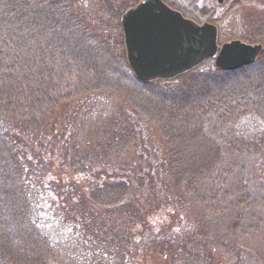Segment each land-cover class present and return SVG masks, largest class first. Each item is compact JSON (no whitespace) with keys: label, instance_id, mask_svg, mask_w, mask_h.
<instances>
[{"label":"trees","instance_id":"1","mask_svg":"<svg viewBox=\"0 0 264 264\" xmlns=\"http://www.w3.org/2000/svg\"><path fill=\"white\" fill-rule=\"evenodd\" d=\"M138 1L120 0L116 14ZM163 1L200 19L178 0ZM50 2L40 9L30 6L34 0H0V264H55L59 251L46 231V222L55 220L95 233L102 249L96 264H105L104 251L116 255L113 264H264L237 242L244 212L260 200L249 195L247 182L240 181L238 191L228 182L232 156L264 155V116L259 108L249 111L251 101L264 98V49L238 69L213 63L143 81L125 50L121 54L115 42L91 30L73 0ZM252 25V39L264 35V22ZM161 80L163 88L155 83ZM10 81L21 91L8 89ZM107 92L132 104L90 129L86 139L74 140L77 108L90 94ZM249 120L255 131L242 133ZM149 122L162 134L167 154L129 155ZM55 158V168L66 165L73 174L69 195L59 187L68 172L51 175ZM119 165L128 168L124 176L117 174ZM94 172L100 183H90ZM83 179L91 188L78 194ZM52 192L61 199L62 215H51L42 203ZM236 206L232 223L209 234L191 215L193 208L201 220L215 218Z\"/></svg>","mask_w":264,"mask_h":264},{"label":"rangeland","instance_id":"2","mask_svg":"<svg viewBox=\"0 0 264 264\" xmlns=\"http://www.w3.org/2000/svg\"><path fill=\"white\" fill-rule=\"evenodd\" d=\"M73 1L81 8V15L82 17H85L84 19L90 24V29L98 33L100 32L101 37L104 36L115 42L117 47L120 48L121 54H123L125 46L122 28L119 23L121 14H116L117 6L120 3V0ZM178 2H181L182 7H184L186 12L190 14H199L200 19L198 22L206 20L214 23L217 26V41L219 45L224 41H228L233 38H240L251 43L259 42L263 46L262 50L264 49V35H260L259 37L252 39L253 37L251 36L254 34L250 32L251 23L253 24L252 26L255 25L257 27L258 24L261 26V24L264 22V0H178ZM193 14L191 15L194 16L195 14ZM124 58L122 57L123 63L126 62V59ZM210 64H213L212 59H209L205 63L201 64V67L206 68L209 67ZM228 78H230V76ZM155 83L157 87L163 88L165 87L166 82L161 80L156 81ZM231 84L232 83H230V85ZM124 97L125 96L117 92H107L105 95L90 94L87 97L88 99L85 100L87 102L85 105H83V107H76L78 113L77 117L73 118V124L77 125L76 128L79 131L76 132L77 137L75 136L74 140L86 139L90 129L95 132L97 129L94 127H99L98 125L105 123L108 120L109 115H113L115 111H123L119 109L122 108V105H124L123 108L125 110H128L127 106H129V104L131 105L132 103L126 101ZM213 117V120H216V115H213ZM223 117L225 119V116ZM241 119L243 118H240L239 120ZM70 126L71 125H69V128ZM255 127V123L249 120L244 126L241 127V131L243 133V128H245L246 130H250V134H253ZM235 131L237 132V129H235ZM84 134L86 136H84ZM142 139L143 140L140 141L131 152L129 151L130 153H126H129V155L132 153H142L143 155H146L147 152L156 150L160 157H163L164 154H167V149L162 138V134L151 122L148 123ZM252 141L256 142L253 139ZM152 142H157L154 144V147H152ZM194 142L197 143L196 141ZM182 149L185 150L183 147H181L180 152ZM144 150L146 152H144ZM231 158L232 159L230 161L232 162L231 170L233 176L228 180V182L231 184V188L235 189V191H238L240 190L239 182H247V184L253 186L251 188L252 192L249 195H251L252 198L256 197L260 200L259 203L254 202L256 205H253L252 210L247 209L244 212V215L246 214V224L242 226V230L237 232V242L240 243L241 246L243 245L242 247L246 250L248 255L250 254L254 258L260 259L261 262L264 263V183L263 185L260 184L262 181H264V155L262 158L260 156L250 157L244 155H234ZM56 161L57 158H55V164L51 167V175H55L57 178L58 174L68 172L66 175L69 177L67 182H60L59 187H64L65 191L63 192L69 195L71 191L68 190V183H70L73 174L70 170H67L66 165H64L66 167L64 169L59 170V168H55V166L59 164V162L57 163ZM128 166L130 167V163H128ZM116 169L119 176H124V173H127L128 171L127 167L122 169L120 165L116 167ZM94 174H96V172H94L91 177L90 174H85L82 176V178L90 177V183H100L102 178L100 179V176H94ZM77 176H79L78 173L76 174V177ZM87 181L88 180L86 179H83L81 182L77 181L76 188L79 191L78 194L82 193V191H88V189L91 188ZM132 187L137 188V186L133 184ZM53 194L54 192L49 195H45V197H43L42 203L45 205V208L50 211L51 215L57 216L58 214L62 213L61 211H63V208H61V199L54 197ZM62 197L64 199V194H62ZM237 211L238 208L236 206L228 213L219 214L215 218H212L211 216H205V219L208 218V220L207 222H203V224L202 221L205 219L203 218V220H201L198 218V212L196 209L192 208L193 213L191 212V215H195L196 222L199 223V228L206 232L209 230L210 232H207L209 234L213 233V231H215L214 229H218L219 231L225 230L232 223L234 215ZM244 215L243 218L245 219ZM46 223V231L53 236L55 246L59 251L55 264H96L99 256L102 255V249L96 246L97 244L95 245L97 241L95 239L96 235L94 232H88L84 228V225V232H80V226L71 229L70 220L66 222V225L56 220ZM103 254L106 256L105 259H103L105 260V264H113L116 255L114 253H108L107 251H104ZM153 257L157 262L158 257H156L155 253H153Z\"/></svg>","mask_w":264,"mask_h":264},{"label":"water","instance_id":"3","mask_svg":"<svg viewBox=\"0 0 264 264\" xmlns=\"http://www.w3.org/2000/svg\"><path fill=\"white\" fill-rule=\"evenodd\" d=\"M128 63L143 81L169 78L214 58L216 66L232 70L252 63L262 44L240 39L217 43L214 23L193 19L163 0H140L120 17Z\"/></svg>","mask_w":264,"mask_h":264},{"label":"snow or ice","instance_id":"4","mask_svg":"<svg viewBox=\"0 0 264 264\" xmlns=\"http://www.w3.org/2000/svg\"><path fill=\"white\" fill-rule=\"evenodd\" d=\"M32 7L44 9V8H49L51 7V2L50 0H34V3L30 5ZM25 79L27 80V75L25 74ZM32 83H35V81H32ZM28 85L25 84V87ZM13 87H17L14 81H10L7 85L8 89H11ZM5 91V85L3 81H0V92ZM17 91H21L20 88L17 87ZM7 94V93H6ZM252 107L249 109L250 112L256 111L257 108H259L260 115L264 116V98H261L256 101H251Z\"/></svg>","mask_w":264,"mask_h":264},{"label":"bare ground","instance_id":"5","mask_svg":"<svg viewBox=\"0 0 264 264\" xmlns=\"http://www.w3.org/2000/svg\"><path fill=\"white\" fill-rule=\"evenodd\" d=\"M253 63V62H252ZM249 64H251V63H249ZM249 64H246V65H249ZM236 69V68H235ZM232 70H234V69H232Z\"/></svg>","mask_w":264,"mask_h":264}]
</instances>
